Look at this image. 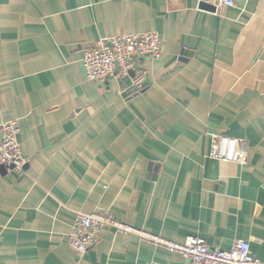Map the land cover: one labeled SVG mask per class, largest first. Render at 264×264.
Listing matches in <instances>:
<instances>
[{
    "label": "crops",
    "instance_id": "0c3cea01",
    "mask_svg": "<svg viewBox=\"0 0 264 264\" xmlns=\"http://www.w3.org/2000/svg\"><path fill=\"white\" fill-rule=\"evenodd\" d=\"M157 32L145 87L87 79L100 38ZM17 120L29 158L0 167V264H184L134 233L78 253V213L210 249L251 245L264 264V0H0V125ZM212 134L248 162L208 156Z\"/></svg>",
    "mask_w": 264,
    "mask_h": 264
},
{
    "label": "built area",
    "instance_id": "2783aa9c",
    "mask_svg": "<svg viewBox=\"0 0 264 264\" xmlns=\"http://www.w3.org/2000/svg\"><path fill=\"white\" fill-rule=\"evenodd\" d=\"M176 3L177 0H166ZM219 13L236 6V0H214ZM163 38L157 32L122 33L100 38L84 49L83 68L87 79L105 82L110 78H130L137 92L144 89L147 72L140 68L143 57L158 59L163 53ZM21 125L17 120L0 125V167L23 172L29 164L28 156L20 143ZM208 156L225 162L246 165L248 150L239 139L223 134H212ZM118 234L134 233L156 248L179 253L184 264H260L246 240H238L229 250L210 249L205 238L190 236L184 242H176L160 235L136 228L118 220L112 212L78 213L69 234L71 246L78 253L93 249L106 231Z\"/></svg>",
    "mask_w": 264,
    "mask_h": 264
}]
</instances>
